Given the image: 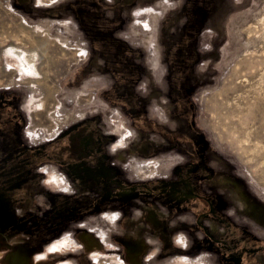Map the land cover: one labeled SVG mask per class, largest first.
<instances>
[{
	"label": "rangeland",
	"instance_id": "rangeland-1",
	"mask_svg": "<svg viewBox=\"0 0 264 264\" xmlns=\"http://www.w3.org/2000/svg\"><path fill=\"white\" fill-rule=\"evenodd\" d=\"M182 260L264 264V0H0V264Z\"/></svg>",
	"mask_w": 264,
	"mask_h": 264
},
{
	"label": "flooded vegetation",
	"instance_id": "flooded-vegetation-1",
	"mask_svg": "<svg viewBox=\"0 0 264 264\" xmlns=\"http://www.w3.org/2000/svg\"><path fill=\"white\" fill-rule=\"evenodd\" d=\"M163 191H165L164 189H162ZM165 193V192H164ZM192 194V193H191ZM193 195V198L195 197L196 198V200H198V202H200V201H204L205 203H206V208L203 206V210H198L199 211V213L198 214H200V215H202V217H204L206 214H211L212 212H213V209H212V207H211V204H210V202H209V200H206V198H204V197H201V196H199V195H196L195 193H193L192 194ZM194 198V199H195ZM202 199V200H201ZM178 201V200H177ZM202 201V202H203ZM223 205H225L224 203H223ZM184 208H186V206L184 207ZM184 208H181V209H184ZM205 208V209H204ZM180 208H177L176 209V212H177V210H179ZM222 218H225V217H222ZM226 219H227V217H226ZM199 221L200 220H197L196 222H197V224L201 227V230H203V234H204V237L206 238V240L207 241H213L214 243H221V242H223L224 243V241H233L232 240V238L231 237H229V238H227L226 237V239H224L225 238V233L227 232V231H225V233L223 234V238H222V240H217V239H215V238H213V236L212 235H210V232H209V230L207 229V227H205V226H203V225H201L200 223H199ZM230 222V221H229ZM243 231H247L245 228H243ZM232 236V235H231ZM229 246H233V243L232 244H230ZM223 255H221L220 257H221V259L223 258L222 257ZM255 262H253L252 264H254ZM256 264V263H255Z\"/></svg>",
	"mask_w": 264,
	"mask_h": 264
},
{
	"label": "bare ground",
	"instance_id": "bare-ground-1",
	"mask_svg": "<svg viewBox=\"0 0 264 264\" xmlns=\"http://www.w3.org/2000/svg\"><path fill=\"white\" fill-rule=\"evenodd\" d=\"M17 40V39H16ZM26 43H28V45H26V47L24 48V49H26V50H28L29 48L30 49H34V47H35V44H36V41H32V40H30V39H27L26 40ZM18 47V46H17ZM28 48V49H27ZM13 52V51H12ZM29 51H22V50H20L19 48L18 49H15L14 50V52H13V54H16V57H18L19 58V60L21 61V64L23 65V67L27 70V71H29V72H32V70H33V68H32V61H33V54L31 55V53H28ZM35 52V51H34ZM34 52H32V53H34ZM35 59V58H34ZM249 65V64H248ZM34 72H35V70H33ZM256 94V93H255ZM47 95H49V91H48V93H47ZM253 96H254V94H253ZM252 101V100H251ZM250 101V102H251ZM252 103V102H251ZM250 103V104H251ZM238 106V105H237ZM236 107V106H235ZM251 109V108H250ZM257 111V110H256ZM249 113H251V112H249ZM248 116H249V114H247ZM246 115V116H247ZM247 116V117H248ZM242 120V119H241ZM250 121V120H249ZM242 123V122H241ZM240 124V123H239ZM243 125V124H242ZM244 127V126H243ZM252 132H254V131H252ZM183 262V263H182ZM182 264H185V261L184 260H182ZM16 264H20L19 262H16Z\"/></svg>",
	"mask_w": 264,
	"mask_h": 264
},
{
	"label": "built area",
	"instance_id": "built-area-1",
	"mask_svg": "<svg viewBox=\"0 0 264 264\" xmlns=\"http://www.w3.org/2000/svg\"><path fill=\"white\" fill-rule=\"evenodd\" d=\"M113 115H114V114H113ZM115 119H117V117H116ZM115 119L113 118L112 115L110 116V123H111V125H112L113 127H115V126L118 125V119H117V120H115ZM124 139H125V136L122 137V141H123Z\"/></svg>",
	"mask_w": 264,
	"mask_h": 264
},
{
	"label": "crops",
	"instance_id": "crops-1",
	"mask_svg": "<svg viewBox=\"0 0 264 264\" xmlns=\"http://www.w3.org/2000/svg\"><path fill=\"white\" fill-rule=\"evenodd\" d=\"M17 254H19V253H17ZM17 254H16V255H17ZM19 256H22V255L20 254Z\"/></svg>",
	"mask_w": 264,
	"mask_h": 264
},
{
	"label": "water",
	"instance_id": "water-1",
	"mask_svg": "<svg viewBox=\"0 0 264 264\" xmlns=\"http://www.w3.org/2000/svg\"><path fill=\"white\" fill-rule=\"evenodd\" d=\"M13 261V260H12ZM13 263V262H12Z\"/></svg>",
	"mask_w": 264,
	"mask_h": 264
}]
</instances>
